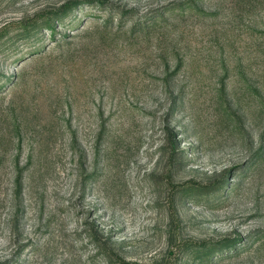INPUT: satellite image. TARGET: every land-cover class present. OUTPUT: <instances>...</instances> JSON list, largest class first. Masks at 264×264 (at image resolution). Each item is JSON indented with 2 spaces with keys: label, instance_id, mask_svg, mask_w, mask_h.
Listing matches in <instances>:
<instances>
[{
  "label": "rangeland",
  "instance_id": "374dc122",
  "mask_svg": "<svg viewBox=\"0 0 264 264\" xmlns=\"http://www.w3.org/2000/svg\"><path fill=\"white\" fill-rule=\"evenodd\" d=\"M119 262L264 264V0H0V264Z\"/></svg>",
  "mask_w": 264,
  "mask_h": 264
},
{
  "label": "trees",
  "instance_id": "16d2710c",
  "mask_svg": "<svg viewBox=\"0 0 264 264\" xmlns=\"http://www.w3.org/2000/svg\"><path fill=\"white\" fill-rule=\"evenodd\" d=\"M171 148H172V145L170 146ZM98 241H100V243L98 242ZM95 240V243L99 246V248H98V252L102 255V256H104V257H106L107 259H109V258H111V251H110V249H108L107 247H106V243L104 242V241H101V240ZM100 244V245H99ZM120 264H125V263H123V262H119Z\"/></svg>",
  "mask_w": 264,
  "mask_h": 264
}]
</instances>
